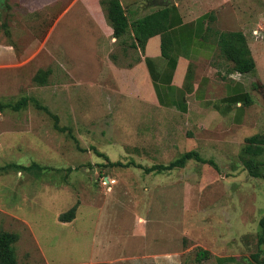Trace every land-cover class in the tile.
I'll use <instances>...</instances> for the list:
<instances>
[{"label": "rangeland", "instance_id": "rangeland-1", "mask_svg": "<svg viewBox=\"0 0 264 264\" xmlns=\"http://www.w3.org/2000/svg\"><path fill=\"white\" fill-rule=\"evenodd\" d=\"M119 1L130 25L163 2ZM173 5L189 16L210 14L211 21L227 23L220 29L228 33L244 29L258 44L251 76L264 82V0ZM1 7L0 0V44L12 31L17 61L0 67V232L17 236V264L264 260V180L244 168L247 138L224 134L208 143L198 136L191 144L184 118L136 97L122 74L138 64L141 51L130 46V30L123 42L112 37L100 4L95 23L74 5L67 32L53 36L47 15L25 14L22 7L10 15L15 24L2 26ZM47 70L43 85L33 81ZM250 86L264 108V91L261 96ZM21 98L28 101L22 110L5 107ZM255 120L258 126L245 135L264 139V119L253 113ZM261 148L258 160H264ZM191 151L202 162L160 174L143 171ZM76 203L74 220L59 222ZM199 250L211 258L198 263Z\"/></svg>", "mask_w": 264, "mask_h": 264}, {"label": "crops", "instance_id": "crops-1", "mask_svg": "<svg viewBox=\"0 0 264 264\" xmlns=\"http://www.w3.org/2000/svg\"><path fill=\"white\" fill-rule=\"evenodd\" d=\"M99 1L15 0L17 6L13 7V3L5 5V0H1L2 26L4 23L15 24L10 15L19 14L15 11L22 7L25 14L47 15L50 36H53L57 30L67 32V24L71 22L68 16L73 14L74 5H79L81 9L78 11L86 17L90 16L92 20L89 18V21L95 23L94 11ZM211 20L208 13L189 16L175 6L171 10L166 32L167 57L162 56L161 36H153L140 52L138 64L122 74L136 97L184 118L183 126L193 133L191 144L198 136H202L206 142L210 136L224 134L231 136V139L237 137V140L250 138L245 134L253 132V126H258L256 120L252 121V114L257 113V117L264 119V108L257 95L253 98L254 93L250 89L251 83L262 96L264 82L258 76H251V73L240 74L233 70V64L223 57L218 45L217 34L228 33L220 29L227 23ZM241 30L257 73V52L254 53V50L258 44L244 29ZM12 34L9 30L4 32L3 43L0 44L1 68L11 67L17 61L14 44L10 42L15 37ZM226 120H229L227 125ZM230 146L235 147L234 144ZM76 264L91 263L82 261ZM210 264H238V259L234 256H216Z\"/></svg>", "mask_w": 264, "mask_h": 264}, {"label": "trees", "instance_id": "trees-1", "mask_svg": "<svg viewBox=\"0 0 264 264\" xmlns=\"http://www.w3.org/2000/svg\"><path fill=\"white\" fill-rule=\"evenodd\" d=\"M99 4L105 12L106 20L112 30V36L116 41L123 42V37H125L130 30V46L143 52L147 40L153 36L160 35L162 39V56L167 57L166 32L170 24L171 10L175 8V5L159 7L156 11L135 20L130 25L119 0H100ZM218 45L223 57L233 64V70L235 72L247 74L255 71V62L251 56L246 38L241 31L218 35ZM48 72V70L39 71L34 76L33 81L39 85H43ZM27 102L26 98H21L15 104L6 105L5 107L11 108L14 112H18L26 107ZM3 109L4 106H0V111ZM246 143L247 145L243 152L248 155V158L243 163L244 168L250 177L264 180V160H258L262 154L261 145L264 144V139L256 135L247 138ZM190 160L202 162L198 153L191 151L183 154L180 158L168 165H156L150 168H143V171L146 174H160L173 169H182ZM77 208L78 203L61 214L58 218L59 222H72L75 218ZM259 225L264 228V217L260 220ZM16 240L17 236L15 234L0 232V264H17L14 257L13 246ZM210 258L211 254L208 251L199 250L196 253V261L198 263L209 260ZM256 261L257 256H252L251 263L249 264H256ZM260 264H264V260H262Z\"/></svg>", "mask_w": 264, "mask_h": 264}, {"label": "water", "instance_id": "water-1", "mask_svg": "<svg viewBox=\"0 0 264 264\" xmlns=\"http://www.w3.org/2000/svg\"><path fill=\"white\" fill-rule=\"evenodd\" d=\"M159 1H163L161 3V5L164 6V7H167L169 5H173L174 4V0H159Z\"/></svg>", "mask_w": 264, "mask_h": 264}]
</instances>
